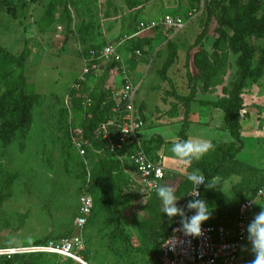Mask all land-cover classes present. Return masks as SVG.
Listing matches in <instances>:
<instances>
[{
  "label": "rangeland",
  "instance_id": "rangeland-1",
  "mask_svg": "<svg viewBox=\"0 0 264 264\" xmlns=\"http://www.w3.org/2000/svg\"><path fill=\"white\" fill-rule=\"evenodd\" d=\"M259 1L261 8L256 16L264 20V0ZM251 2L239 0L238 10H232L229 16L242 14ZM7 4L0 6V93L14 98L26 86L35 100L28 130L10 142L0 140V248L74 237L78 198L89 189L95 209L83 230L82 248L74 253L87 264H155L157 244L180 225V217L171 220L164 215L156 192L148 198L141 196L135 182L139 178L127 168V162L121 164L119 160L123 152H108L102 135L97 133L100 122L88 121L95 118L94 114H85L86 94L81 92L68 102L66 95L82 71V52L92 45L117 46L129 77L138 86L136 102L146 124L141 132L142 141L148 142L145 149L162 156L163 145L189 139L193 105L196 108L202 101L216 102L232 92L238 78V54L216 33L218 17L229 0H7ZM163 14L180 16L186 24L181 30L158 26L136 35L140 23L157 21ZM227 33L232 36L233 30L227 29ZM79 41H84L82 51L77 47ZM247 41L254 50L252 67L256 68L264 62V36L252 35ZM130 47L139 49L142 57L135 58ZM214 54L221 60L215 76ZM169 60L172 64L163 71ZM205 71L211 74L206 80ZM111 85V77L101 85L104 99ZM242 98L241 122L254 123L248 129L254 135L241 134L240 152L217 167L220 177L227 178H219L221 182L215 187L225 207L252 196L264 176V71L248 82ZM201 109H194V122L203 115ZM207 110L205 126L217 120L216 111L223 116L221 110ZM86 122L91 124L90 138L86 137ZM222 123L226 124L224 119ZM201 124L194 129L196 133L210 137L213 132ZM160 126H179L176 138ZM77 130L82 134L75 133ZM156 134L167 143L158 137L152 139ZM83 140L81 155L75 142ZM97 156L118 161L125 176L115 173L114 177L111 168ZM163 157L167 173L160 184L172 186L180 199L178 206L185 209L193 187L187 174L193 169L202 173L204 166L210 172L218 162L207 165V153L190 165L173 153ZM208 196L213 199L216 195L212 191ZM252 254L246 235L236 264H247ZM68 260L36 254L29 260L17 257L0 260V264H81Z\"/></svg>",
  "mask_w": 264,
  "mask_h": 264
},
{
  "label": "built area",
  "instance_id": "built-area-1",
  "mask_svg": "<svg viewBox=\"0 0 264 264\" xmlns=\"http://www.w3.org/2000/svg\"><path fill=\"white\" fill-rule=\"evenodd\" d=\"M185 24V20L180 16L163 14L157 21L140 23L139 32L136 35L158 26L181 30ZM133 56L139 58L142 57V53L137 50ZM114 62H118L120 68H114L109 72L113 84L110 86L112 89L109 90V102L112 103L110 117L99 123L97 133L102 135L108 152H123L122 158L119 157L121 164L128 163L127 168L130 167L132 173L139 178L135 182L140 186L141 196L148 198L155 192L156 186L162 182L166 170L161 160L150 159L143 149L141 137L143 122L140 118L139 105L136 102L138 86L129 77L117 46L108 44L102 48L97 57L91 52L88 59L82 60V71L77 80L72 83L66 95V101L68 102L72 96H80L88 75L99 77L103 72V67ZM92 105L93 101L88 96H84L85 114ZM75 133L82 134L81 130H77ZM83 145H85L84 140L75 142L76 150L81 155L84 154ZM127 168H124L126 172H128ZM203 188L204 185L199 188L201 196ZM191 198L188 196V200ZM257 200L264 201V182L253 197L239 203L237 215L231 227L204 222L202 235L199 237L185 236L180 231H174L178 230L180 225L174 228L161 240L158 253L159 264H236L237 254L246 240L247 223ZM78 203V212L73 222V227L76 230L74 237L39 245L0 248V257L51 254L76 262L81 261L74 250L82 248L83 230L93 210V199L88 189L82 191ZM185 213L192 214L188 210ZM169 238L172 239V243L164 245Z\"/></svg>",
  "mask_w": 264,
  "mask_h": 264
},
{
  "label": "trees",
  "instance_id": "trees-1",
  "mask_svg": "<svg viewBox=\"0 0 264 264\" xmlns=\"http://www.w3.org/2000/svg\"><path fill=\"white\" fill-rule=\"evenodd\" d=\"M7 5H8L7 0L0 1L1 7H5ZM238 8H239V0H229L228 6L223 9L222 14L218 17V27L216 28V33H218L219 38L225 39L229 43V47L231 51L234 54H238V59H237L238 78L234 83L232 92L228 98H222L216 102H203L202 104L204 106H210L214 109H218L223 112L224 121L233 139V142L230 143L217 144V145L211 144L212 147L207 152V158H208L207 165H211V163L213 162H218V164L214 165L210 172H208L206 166H204V168L202 169V174L205 176L206 181L209 182H211V180L215 178L218 179L221 178L224 180L227 179L224 178V176L220 177V175L217 173V167L224 164L226 160L233 159L234 156L242 149V140L240 135L241 132L240 121H241L242 108H243L242 95L244 93V90L248 82L250 80L258 79L263 74L264 71V62H261L258 66H256V68L252 67L254 50L247 41V38L252 35L256 37L264 36V20L258 19V17L256 16L257 11L261 8V3L259 0H252L249 6L244 9L242 14L236 12L233 17H230L229 12H231L232 10L237 11ZM227 29L233 30L232 36H228ZM83 42L82 41L78 42L79 49H81V51L84 47ZM102 48L103 47L96 45L89 46L87 50L81 53L82 60L88 59L90 57L91 52H93L94 56L97 57L100 54ZM130 49L132 51V55L134 54L135 51L137 50L140 51L139 49L132 50L131 47ZM213 59H214L213 71L215 76V74L219 69V66L221 65V60L218 54H214ZM171 64H172V60H169L165 64L163 71L168 69V67H170ZM114 68L117 69L120 68L118 62L110 63L106 67H103V72L99 77L88 75L87 81L83 84L82 94L85 93L86 96H88L92 101L93 100L95 101V104L93 103L92 107H90L86 112V115L94 114L95 119L93 121L88 120L91 123L96 124L98 122H103L110 117V108L112 104L109 102L110 92H107L106 94L107 97L104 99L103 95L105 94V92L103 91L104 88H102L101 85H104V82L108 80L109 72ZM203 77H205V80L211 77L210 72L208 71L203 72ZM91 84H96L95 88L91 87L92 86ZM96 89L97 90L99 89L98 93H94V90ZM34 100H35L34 96L28 94V88L26 86H22L17 91L14 98L12 97V95H6L0 93V140L5 142H10L18 133L28 130V128L32 123V107ZM101 106L102 108H100ZM140 116L144 128V121L142 119L141 109H140ZM89 122H86L84 125L86 126V129L88 128V130L86 131L87 133L86 137L90 138V131L92 130H89L90 129L89 127L91 125ZM186 126L184 127V129L187 128ZM156 137L158 136H154L152 137V139ZM145 143L148 144V142H142V145L149 158L152 160H160L158 155L156 156L153 154H149L146 151ZM214 146L216 147V149L213 151V154H211L212 148ZM98 150L99 149H97V151ZM218 152L220 153V156H218L219 155ZM104 153L105 155H108L106 151ZM97 158L111 168L109 169V171L114 177H116L115 173L123 174L122 165L118 161L104 160L100 156H97ZM263 182H264V176L261 179L258 186L255 188L252 196L255 195V192ZM212 191L213 189H205V187L202 189V193L206 192L207 195L212 193ZM88 192L90 193L89 189ZM90 195L92 196L94 205H93L92 213L87 221L86 226L88 225L89 221L92 219L93 212L95 209V198L91 193ZM252 196L245 197L241 201L247 198H251ZM208 197L209 196H207V201L210 204L211 199ZM185 211H187L186 207H185ZM170 232L171 231L166 233V235H168ZM160 244L161 242L157 244L155 249L157 255V261L155 264H159L158 253H159ZM34 255L36 254L14 255L10 258L0 257V260L9 261L16 259L17 257H22L25 260H29L33 258ZM68 261H71V259H69Z\"/></svg>",
  "mask_w": 264,
  "mask_h": 264
},
{
  "label": "clouds",
  "instance_id": "clouds-1",
  "mask_svg": "<svg viewBox=\"0 0 264 264\" xmlns=\"http://www.w3.org/2000/svg\"><path fill=\"white\" fill-rule=\"evenodd\" d=\"M212 146L207 142H202L200 139H187L175 143L171 152L174 157L186 164H191L193 160L201 159ZM187 181L193 186V190L188 192V196L192 197L188 200L186 208L178 206L180 200L176 194L175 189L167 183L157 185L155 188L156 196L161 201L162 211L165 216L172 220V218L180 217V228L174 231H180L185 236L199 237L202 235V225L211 217L213 207L207 200L201 198L199 188L204 185L207 189H214L216 181H206L205 176L199 169H193L186 176ZM247 240L251 245V252L254 259L250 264H264V207L253 217L246 228ZM172 243V239H167L168 245Z\"/></svg>",
  "mask_w": 264,
  "mask_h": 264
},
{
  "label": "crops",
  "instance_id": "crops-1",
  "mask_svg": "<svg viewBox=\"0 0 264 264\" xmlns=\"http://www.w3.org/2000/svg\"><path fill=\"white\" fill-rule=\"evenodd\" d=\"M77 47H78V44H77ZM203 102H209V101H202L200 103V105L199 104L196 105V108H195L194 105L192 107L191 118H189L191 124H190L189 129H188V136L187 137L189 139H200L202 142H207V143L208 142L230 143L232 137H231V135H230V133H229V131L227 129V125L222 123V120L224 118H223V116H221L219 114V112H217V111L215 112V113H217V120H215L216 122L213 121V123L212 124H209V126H205V121H207V119H208V117L205 114L208 113V112H210L207 109L208 108H212V107L202 105ZM210 102H214V101H210ZM139 107H140V104H139ZM199 107L202 108L201 109V113L203 115L200 116V118H199L200 120L199 121L194 122V120H192V116L194 114V109H195V112H196L197 109H199ZM203 117H206V118L203 119ZM193 118H195V116H193ZM201 123H203V125L205 127H207L209 131L213 132V134L210 137H209V135H201V134H198L194 130V129L201 128V125H202ZM253 124L254 123L248 124V122H246L245 125H243L242 122L240 121V125H241L240 135L242 134V136L244 137V136H248V135H251L252 134V136H253L254 135L253 134V131L250 132L248 130V129H251L252 126H254ZM144 125H146V124H144ZM221 125H224L226 127V129H224L225 127L224 126H221ZM160 128L161 129H164L167 132V134H169V135L170 134H175V138H176V134H177V131L179 129V126H177L175 128L174 127H166V128H164V127L160 126ZM144 129H145V126H144L143 130ZM199 135H201V136H199ZM154 136H158V138H161L164 143H167L162 138L161 135L156 134ZM203 139H204V141H203ZM175 141H176V139L174 140V143L173 144L170 143V144L163 145L162 148H161V150H160V153L161 154L162 153L163 154H171L172 153L171 152V148L175 144ZM163 154H162V156L161 155L160 156L158 155V156L160 157V160L163 163V166H164V168L166 170V173H167V167H166L167 163H165V161L163 160V158H164L163 157ZM233 179H234V177H231L230 178V180H231L230 181V183H231L230 184L231 189H232V184H233L232 181H233ZM213 180L216 181V185L219 182H221L218 178H215ZM205 189H207V188H205ZM213 191L215 192V195L216 196H215V198H213V199L210 200L211 202L209 201L210 204L213 207V210H212V214H211L210 219L208 221H206V223L221 224V225L226 226V227H231L233 225L234 220H235L236 215H237V209H238V205H239L238 203H240L239 202L240 199H237L236 203L225 207V206L221 205L222 203L220 204V197H219L218 193L215 191V188L213 189ZM205 193L206 192H203L202 193L201 198L207 200V196L208 195L205 194ZM261 207H264V201H261V200L255 201V203H254V211L252 212L251 217L252 216L254 217L261 210ZM253 217L250 218V221L253 219ZM253 259H254V255L252 254L251 255V259H250L249 262H247V264H250L251 260H253Z\"/></svg>",
  "mask_w": 264,
  "mask_h": 264
},
{
  "label": "bare ground",
  "instance_id": "bare-ground-1",
  "mask_svg": "<svg viewBox=\"0 0 264 264\" xmlns=\"http://www.w3.org/2000/svg\"><path fill=\"white\" fill-rule=\"evenodd\" d=\"M79 263H81V264H87L86 262H84L83 260H81V261H78Z\"/></svg>",
  "mask_w": 264,
  "mask_h": 264
}]
</instances>
